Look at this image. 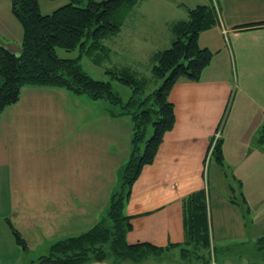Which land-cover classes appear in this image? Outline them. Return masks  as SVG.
Returning a JSON list of instances; mask_svg holds the SVG:
<instances>
[{"label": "crops", "instance_id": "obj_1", "mask_svg": "<svg viewBox=\"0 0 264 264\" xmlns=\"http://www.w3.org/2000/svg\"><path fill=\"white\" fill-rule=\"evenodd\" d=\"M37 1L39 8L44 4L50 10L49 4L57 0ZM214 1L219 7L218 24L198 38L199 47L211 51L213 57L199 80L181 77L169 92L174 127L164 135L154 161L141 170L124 208L131 217V230L126 235L129 244L149 242L165 248L183 243L185 199L199 190L205 192L214 246L223 251L228 243L250 236L248 215L253 209L245 211L242 202L249 203L244 193L241 202L230 182L234 177L226 176L212 161L210 148L216 133L228 173L248 166L254 157H264V141L258 131L264 127V89L256 80L264 78V24L255 25L264 23V0ZM245 25L255 26L241 28ZM0 38L18 47L22 42L23 30L11 13L10 0H0ZM79 103L63 90L27 86L16 104L0 113V176L5 179L0 199L5 198L7 204L2 208L0 204V222L9 218L25 245L20 252L44 251L58 240L95 226L106 202L95 204L96 192L90 191L99 184L96 155L107 163L104 166L111 184L116 181L115 171L128 158L131 125L124 117H110L104 110L98 122L106 125L91 129L93 118L79 121L82 113L73 111ZM224 115L226 120L220 128ZM113 127L119 136L124 132L117 155L109 151ZM19 143L21 146L11 151ZM64 149L76 150L75 162L63 157ZM34 155L47 163L42 164L44 171L37 173L40 181L18 176L20 172L13 164L27 159L31 171ZM4 167L9 168V183ZM200 172L206 173L202 187ZM238 182L243 189L240 178ZM20 244L13 237L7 247L16 259L11 263L20 258Z\"/></svg>", "mask_w": 264, "mask_h": 264}, {"label": "trees", "instance_id": "obj_2", "mask_svg": "<svg viewBox=\"0 0 264 264\" xmlns=\"http://www.w3.org/2000/svg\"><path fill=\"white\" fill-rule=\"evenodd\" d=\"M139 0H69L52 13L43 15L37 0H10L11 13L23 30L18 56L2 47L7 43L0 38V113L19 101L23 87H43L63 90L72 95H85L93 101L102 100L110 117H128L131 121L130 150L125 163L118 170V188L109 199L105 215L89 230L73 237L58 240L50 245L49 253L31 264H87L101 262L108 256L120 264H143L153 256L177 250L186 257H207L210 264L222 249L211 243L209 221L204 190L196 191L185 199L184 237L181 244L158 247L149 242L129 244L126 235L131 230V217L124 212L132 186L141 170L150 165L156 156L164 135L175 124L174 107L168 99L175 82L183 77L199 80L213 53L198 45L199 35L218 24L215 1L208 5H196L187 10L183 19L170 24L173 40L169 48L154 54L150 66L153 78L162 80L160 86L145 94L148 78H138L128 66L113 67L105 71L109 80L125 85L130 95L124 100L113 91L110 81L96 80L81 67L82 55L93 58L97 65L108 59L110 49L103 39L117 34L123 25L127 9ZM255 24V25H263ZM255 25H245L246 29ZM78 51L74 59L59 58L56 49ZM135 75H134V74ZM150 138L145 139L148 128ZM264 141V127L259 129ZM141 147H144L141 154ZM212 161L228 176L223 161L221 141L210 148ZM120 190V191H119ZM230 202L236 204L234 200ZM248 212V209L246 210ZM17 243H21L17 231L8 222ZM264 243V237L258 244ZM182 246V247H181ZM183 246H189L183 249ZM200 262V261H199Z\"/></svg>", "mask_w": 264, "mask_h": 264}, {"label": "rangeland", "instance_id": "obj_3", "mask_svg": "<svg viewBox=\"0 0 264 264\" xmlns=\"http://www.w3.org/2000/svg\"><path fill=\"white\" fill-rule=\"evenodd\" d=\"M68 2L69 0H57L56 3L54 2V4H49V6H52V9L48 10L46 8L47 5L45 6L44 4H41V9H39L41 14L47 15ZM211 2H214V0H139L135 5L127 9L123 25L121 26L119 32L112 37L103 39L102 44L110 49L108 59L104 60L105 57L102 61L100 59V64L97 65L93 62V58L82 55V58L79 59V63L82 69L92 78L96 80L110 81L112 83L113 91L119 93L124 100H126V98L130 95V89L125 85L109 80V74H106L105 71L113 67L119 68L128 66L133 72H135L136 75L134 73L133 74L138 78L145 76L148 78V84L144 89L145 94H147L149 91L156 89L162 83V80L152 77L150 66L152 65L154 54L169 48L172 43L173 36L172 33H170L167 24H170L175 20L185 18L187 10L193 8L197 4L208 5ZM183 14H185V16H183ZM181 16L183 18H181ZM56 54L59 58L74 59L78 56V51L74 50L67 52L58 48L56 49ZM259 78L260 79L256 80L264 89V78ZM67 93L70 95L71 99L80 102L77 106L73 107V111H79L82 113L79 121L92 117V123L94 124L91 129H101L106 125L105 122H98L101 120L100 114L104 112L106 104L104 101H93L88 99V97L83 94L75 96L69 92ZM232 94H234V92ZM227 108H229V104L227 105ZM87 112H89V115H85ZM98 114L99 116H97ZM123 119L127 121L128 126L132 124L128 117H124ZM225 120L226 116L224 115L220 128L223 127ZM70 122L72 121L70 120ZM229 122L230 121H228V123ZM123 133L124 132L122 131V136H119L116 127H113V132L111 134L112 144L109 151H114L116 155L120 152L121 147L119 143L121 138H123ZM151 135L152 129L149 127L145 139L150 138ZM71 145H75V143L71 142ZM20 146V143L14 144L11 151L17 150ZM143 148L144 147H141V154L143 153ZM23 152L25 153V151ZM75 154L76 150L65 151L64 149L63 157L68 161L75 162ZM99 155L98 153L96 155V181L99 182V184L96 183L95 188L90 189V191L94 190L96 192L95 204L100 201H106L103 206V217L108 209L109 197L112 191L114 192L115 188H118V170L122 165L117 169V171H115L114 176L116 181L111 184L108 171H106L107 167L104 166L107 163L102 161L100 158L101 155ZM40 160L41 159L39 157L36 158V155L32 157V160L30 159V164H32L31 171L29 170L30 166L28 167L27 165V159L22 162L14 161L13 164L17 168V171L20 172V175L18 176H21L22 174L26 175V179H35V181H40L37 177V173L39 170L44 171L42 164L47 166L46 161L43 162V159L41 161ZM226 170L228 173V169ZM236 170L237 171H234V173L230 169L229 175L234 177L230 178V182L237 191V199L242 202V193H244V197L249 203V209L244 202H242V206L245 211L247 209L248 211L251 208L253 209V213L248 215L250 236L245 241L228 243L227 248L222 252L218 250L215 254L214 263L264 264V243L258 244V239L264 237V235H262L264 233V218L262 219L264 216V157H254L248 166H242L241 169L239 168ZM4 171L6 181L8 180L9 183V168L4 167ZM204 174H202V172L199 173V182L201 187L204 185V180L206 178V173ZM256 174L257 178L254 177ZM239 178L243 183V189L238 182ZM3 182L5 183V179L2 174V177L0 176V191H2ZM3 196L5 197L4 191ZM0 204L1 208L7 205L5 198L0 199ZM252 216L255 218V221ZM8 222L9 218L2 219L0 222V264H31V262L37 260L40 256L47 255L49 253V248L47 247L44 251H42L43 248H39L35 251L20 252L19 250H22V248L25 247V245L21 243L23 244V247L20 244L19 248H17L20 253V258H18L15 263H11L16 259L14 258V252L7 250V247L10 246L13 241V236L8 227ZM187 247L189 246H183V249H186ZM179 249L181 248L179 247L177 250L175 249L170 252L153 256V259L145 261L143 264H208L206 255L203 259H196L193 256L186 257V252L182 254ZM103 263L114 264L115 261L112 257L108 256ZM120 264L130 263L124 261Z\"/></svg>", "mask_w": 264, "mask_h": 264}, {"label": "water", "instance_id": "obj_4", "mask_svg": "<svg viewBox=\"0 0 264 264\" xmlns=\"http://www.w3.org/2000/svg\"><path fill=\"white\" fill-rule=\"evenodd\" d=\"M2 47L5 50H7V51H9V52H11L13 54H16L18 56L21 54L20 47H18L15 43H2ZM21 245L23 247V244H21Z\"/></svg>", "mask_w": 264, "mask_h": 264}, {"label": "built area", "instance_id": "obj_5", "mask_svg": "<svg viewBox=\"0 0 264 264\" xmlns=\"http://www.w3.org/2000/svg\"><path fill=\"white\" fill-rule=\"evenodd\" d=\"M217 138H218V134H215L213 141H212L211 148L214 146L215 142L217 141Z\"/></svg>", "mask_w": 264, "mask_h": 264}]
</instances>
